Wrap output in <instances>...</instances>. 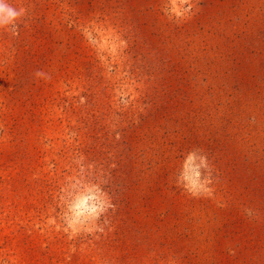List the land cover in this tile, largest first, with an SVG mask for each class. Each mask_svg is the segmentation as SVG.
Wrapping results in <instances>:
<instances>
[{
    "label": "rangeland",
    "instance_id": "1",
    "mask_svg": "<svg viewBox=\"0 0 264 264\" xmlns=\"http://www.w3.org/2000/svg\"><path fill=\"white\" fill-rule=\"evenodd\" d=\"M8 3L0 264H264V0Z\"/></svg>",
    "mask_w": 264,
    "mask_h": 264
},
{
    "label": "clouds",
    "instance_id": "2",
    "mask_svg": "<svg viewBox=\"0 0 264 264\" xmlns=\"http://www.w3.org/2000/svg\"><path fill=\"white\" fill-rule=\"evenodd\" d=\"M25 14L24 9H17L8 3V0H0V29L10 31L12 34L18 35L20 25L16 23L20 17ZM11 25V27H9ZM181 179L177 182L178 187H183L190 193L201 186L202 177L207 172L208 162L206 156L198 155L196 151H190L183 160L181 166ZM98 187V186H97ZM99 191L88 189L84 194L78 196V202L72 208L74 219L70 221L73 224H83L89 220H98L100 215L109 207H112L110 201H106L103 195L96 194ZM81 217L83 219L81 220Z\"/></svg>",
    "mask_w": 264,
    "mask_h": 264
}]
</instances>
